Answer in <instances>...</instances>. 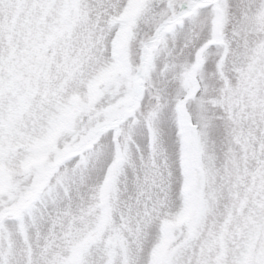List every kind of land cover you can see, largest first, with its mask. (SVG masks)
Here are the masks:
<instances>
[{"label":"snow or ice","instance_id":"obj_1","mask_svg":"<svg viewBox=\"0 0 264 264\" xmlns=\"http://www.w3.org/2000/svg\"><path fill=\"white\" fill-rule=\"evenodd\" d=\"M0 264H264V0H0Z\"/></svg>","mask_w":264,"mask_h":264}]
</instances>
